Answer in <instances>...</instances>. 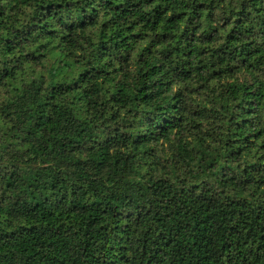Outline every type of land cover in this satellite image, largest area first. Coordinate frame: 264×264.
Instances as JSON below:
<instances>
[{"label":"trees","instance_id":"1","mask_svg":"<svg viewBox=\"0 0 264 264\" xmlns=\"http://www.w3.org/2000/svg\"><path fill=\"white\" fill-rule=\"evenodd\" d=\"M0 264H264V0H0Z\"/></svg>","mask_w":264,"mask_h":264}]
</instances>
